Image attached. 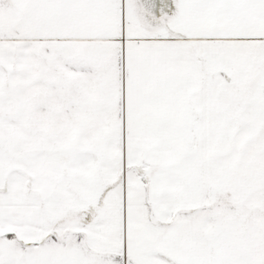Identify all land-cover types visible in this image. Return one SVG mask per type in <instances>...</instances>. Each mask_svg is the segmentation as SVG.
<instances>
[{
  "label": "snow or ice",
  "instance_id": "6c2138e0",
  "mask_svg": "<svg viewBox=\"0 0 264 264\" xmlns=\"http://www.w3.org/2000/svg\"><path fill=\"white\" fill-rule=\"evenodd\" d=\"M0 264H264V0H0Z\"/></svg>",
  "mask_w": 264,
  "mask_h": 264
}]
</instances>
